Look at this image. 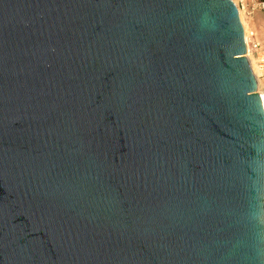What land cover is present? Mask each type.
I'll use <instances>...</instances> for the list:
<instances>
[{"label":"water","instance_id":"1","mask_svg":"<svg viewBox=\"0 0 264 264\" xmlns=\"http://www.w3.org/2000/svg\"><path fill=\"white\" fill-rule=\"evenodd\" d=\"M234 0H0V264H264V106Z\"/></svg>","mask_w":264,"mask_h":264},{"label":"crops","instance_id":"2","mask_svg":"<svg viewBox=\"0 0 264 264\" xmlns=\"http://www.w3.org/2000/svg\"><path fill=\"white\" fill-rule=\"evenodd\" d=\"M246 26V39L249 40V42L264 47V11L257 10V12L253 13V15L248 18ZM259 83H261V81Z\"/></svg>","mask_w":264,"mask_h":264},{"label":"rangeland","instance_id":"3","mask_svg":"<svg viewBox=\"0 0 264 264\" xmlns=\"http://www.w3.org/2000/svg\"><path fill=\"white\" fill-rule=\"evenodd\" d=\"M234 2L236 3V5L238 7V10L240 11V19L242 18V20L244 21V25L243 26L245 27V29L247 27L246 26L247 20H248V18L251 15H253V13L257 12V10L264 11V10L260 9L256 5L257 0H234ZM245 2L247 3V5L245 4ZM248 56L250 57L251 65L253 64V67H254L255 71L259 75L260 70L258 69L256 59H254V57H253V55H252L251 52H249V55ZM260 78H261V80H260L261 81V83H260V89L262 91H264V77H260Z\"/></svg>","mask_w":264,"mask_h":264},{"label":"built area","instance_id":"4","mask_svg":"<svg viewBox=\"0 0 264 264\" xmlns=\"http://www.w3.org/2000/svg\"><path fill=\"white\" fill-rule=\"evenodd\" d=\"M245 4L247 5L246 2H245ZM256 5L260 9H264V0H257ZM246 43H247V47H248L247 56L249 55V52H251L254 59H256V61H257V66H258V69L260 70V73L257 76H258V79L260 82V80H261L260 77H264V47H261V46H259V44H256V43L249 42L247 39H246ZM259 82H258V87H260Z\"/></svg>","mask_w":264,"mask_h":264},{"label":"bare ground","instance_id":"5","mask_svg":"<svg viewBox=\"0 0 264 264\" xmlns=\"http://www.w3.org/2000/svg\"><path fill=\"white\" fill-rule=\"evenodd\" d=\"M241 20H242V18H241ZM242 23H243V25H244V21H243V20H242ZM247 54H248V52H247ZM248 57H249V56H248ZM249 59H250V57H249ZM252 69H253V71H254V73H255V76H257L258 74H257V72L255 71V69H254V67H253V64H252ZM257 79H258V76H257ZM258 82H259V79H258ZM257 91H258V93L261 94V97H262V100H263V105H264V91H262V90L260 89V87L257 88Z\"/></svg>","mask_w":264,"mask_h":264}]
</instances>
